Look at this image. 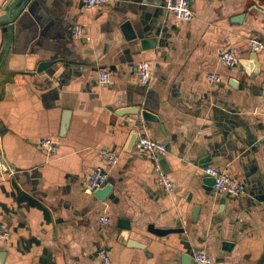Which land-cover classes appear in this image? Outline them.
Instances as JSON below:
<instances>
[{"label":"crops","instance_id":"1","mask_svg":"<svg viewBox=\"0 0 264 264\" xmlns=\"http://www.w3.org/2000/svg\"><path fill=\"white\" fill-rule=\"evenodd\" d=\"M13 1L0 0V16ZM167 2L30 0L10 42L0 24V225L12 233L0 242L4 264H101L102 247L114 264H188L199 250L212 264H264V51L250 46L264 42V0H190L191 22L169 15ZM76 23L89 43L72 38ZM223 51L239 65L225 66ZM140 61L151 64L148 87ZM133 134L167 144L172 193L129 149ZM47 137L60 143L53 156L38 146ZM101 150L120 157L107 168L104 200L84 191L105 166ZM208 167L244 183L245 194H217Z\"/></svg>","mask_w":264,"mask_h":264},{"label":"built area","instance_id":"2","mask_svg":"<svg viewBox=\"0 0 264 264\" xmlns=\"http://www.w3.org/2000/svg\"><path fill=\"white\" fill-rule=\"evenodd\" d=\"M111 3V0H85V8L93 9L103 7ZM165 9L169 15H172L179 22H191L195 19V13L191 7L190 0H168ZM71 36L74 40L89 43L91 37L87 34L86 28L81 24H74L71 30ZM251 50L258 54L264 51V42L258 39L251 40ZM222 63L228 68H235L239 65V58L233 55L230 51H223L220 55ZM138 78L141 85L148 87L152 81V68L148 61H140L137 65ZM207 80L213 85H218L222 82V77L218 73H209ZM98 81L101 85H109L112 81L110 71L103 70L99 73ZM38 146L43 149L48 155H55L60 143L53 137L41 138L38 140ZM133 150L148 157L153 163L154 171L158 174L160 183L164 191L172 193L174 191V183L168 173L162 166V161L168 154V146L164 142H160L149 138L144 134H137ZM100 157L103 159L105 166L96 167L88 180L85 183L84 191L87 194H94L106 185L108 171L107 168H113L118 165L120 157L117 153L111 150H101ZM5 170H7L5 168ZM206 174L214 179V189L217 194L226 197L238 198L245 194L246 185L232 178L223 171H219L213 167L206 169ZM101 222L108 225L110 220L103 217ZM12 233L5 224L0 225V242L8 244L11 240ZM98 257L101 264H114L107 248L102 247L98 250ZM213 258L204 250H199L192 264H212Z\"/></svg>","mask_w":264,"mask_h":264},{"label":"water","instance_id":"3","mask_svg":"<svg viewBox=\"0 0 264 264\" xmlns=\"http://www.w3.org/2000/svg\"><path fill=\"white\" fill-rule=\"evenodd\" d=\"M29 2H30V0H15L10 5V7L6 11V13L0 16V24L3 23V24H5L7 26L6 27V32H7V35H8V41L9 42H10L11 36H12V31H13V27L12 26H13V22L15 20V17L24 10V8L28 5ZM127 26L128 25H126L125 27H127ZM128 29L131 31V28L129 26H128ZM130 36H131V38H135L134 34H132ZM151 43L152 42H149L148 44H151ZM254 55L256 56L257 54L254 53ZM45 66H46L45 63L41 64L39 66L38 71L41 72L45 68ZM249 66H251V65H249ZM247 72L249 73L248 70H247ZM139 112H140V108L137 107V108H131V109H124L121 112H119L118 114L119 115L128 114V113L138 114ZM141 114H142L144 120H146V121H158V118L156 116H154L153 114H151V113H149L147 111H142ZM68 128H69V116L65 117V119L63 121V127H62L63 135L66 132V130H68ZM136 138H137V134H133L132 137H131L130 143H129V149L133 148L134 143L136 141ZM162 166H163L164 171L166 173H168L167 170H165L164 160L162 161ZM110 191H111V187L110 186H104L102 189L98 190L95 193V195L100 200H104L106 198L105 196H107V194ZM197 212H198V210H197ZM194 222H196V221H194ZM123 224H125V222H123ZM122 228L124 230H127V231L129 230V227L128 226L126 227L125 225H123ZM128 244L136 246L137 243L128 240ZM142 249H144V248H142ZM4 255L5 254L0 253V258H1L0 259V264H4V262H3V258L5 257ZM186 256H187L186 258H188L187 259L188 264H192L193 263V259H192L193 257L191 255H186Z\"/></svg>","mask_w":264,"mask_h":264}]
</instances>
